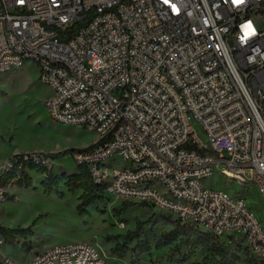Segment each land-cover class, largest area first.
<instances>
[{
	"label": "built area",
	"instance_id": "built-area-1",
	"mask_svg": "<svg viewBox=\"0 0 264 264\" xmlns=\"http://www.w3.org/2000/svg\"><path fill=\"white\" fill-rule=\"evenodd\" d=\"M26 61L53 89L51 116L96 133L71 154L107 192L240 238L264 260L248 201L251 187L264 199V0H0V73ZM17 154L0 174L54 166V153ZM215 173L242 192L207 184ZM0 264L108 263L84 241Z\"/></svg>",
	"mask_w": 264,
	"mask_h": 264
},
{
	"label": "rangeland",
	"instance_id": "rangeland-1",
	"mask_svg": "<svg viewBox=\"0 0 264 264\" xmlns=\"http://www.w3.org/2000/svg\"><path fill=\"white\" fill-rule=\"evenodd\" d=\"M53 94V89L39 79L38 67L34 61H26L20 67L9 72L0 73V168L14 154L42 151L59 153L72 148H82L97 141V135L83 126L70 125L55 120L47 106L46 100ZM202 138L201 129L195 125ZM123 163L122 159H119ZM77 162L72 154L66 153L55 157L52 171L61 177L59 189L64 191L46 193L42 180L45 172L30 170L32 185L19 186L14 180L5 186L7 198L0 202V224L7 228H29L24 234H18L14 242L0 232L5 243L0 246V257H9L23 261L47 246L70 244L88 241L93 243L107 258L108 264H177L167 261L169 247L162 250L153 249V255L143 254L139 261H132V252L119 256L111 252L117 240L108 241L107 235L121 234L118 241H124L129 229H135L138 222L144 221L150 237L168 228L161 220L156 222L155 213L158 208L140 205L129 206L122 215H115L124 201L119 197L106 193L103 202H96L87 207V212L80 213L81 190L69 191L65 185V174L78 170ZM214 182L216 186L227 187L233 192H242V185L215 173L207 184ZM248 201L254 207L264 226V199L258 188L251 187ZM153 208V209H152ZM173 219H176L173 216ZM190 223V222H184ZM194 227L206 231L203 227ZM232 250L231 264H248L246 256L235 254V238H220ZM135 241L131 242L133 246ZM189 253L190 261H202L215 255L201 246L190 245L183 249ZM177 254L175 257H178Z\"/></svg>",
	"mask_w": 264,
	"mask_h": 264
},
{
	"label": "trees",
	"instance_id": "trees-1",
	"mask_svg": "<svg viewBox=\"0 0 264 264\" xmlns=\"http://www.w3.org/2000/svg\"><path fill=\"white\" fill-rule=\"evenodd\" d=\"M79 150V148H72L64 152L54 153L57 157L61 154L72 153ZM15 154L14 156H17ZM76 172L65 174V185L68 190L73 192L81 190L78 210L80 213L87 212V207L96 202H103L106 200L107 189L106 185L97 183L92 175L88 165L78 164ZM30 170H35L39 173L45 172L46 177L42 180L44 191L46 193L57 192L60 196L64 195V191L59 189L61 177L54 174L52 169L42 163L34 161L23 162V166L19 167L17 163L12 169L0 174V187H5L14 180L19 186L29 187L32 185V177L29 174ZM132 205H140L144 207H153L145 202L124 201V205L120 209H115V215L120 216L123 212ZM155 208V207H153ZM152 208V209H153ZM157 217L156 222L161 220L162 224L168 225L164 231L155 234L154 238L150 237L148 229L144 228V221L138 222L135 229H129L125 235L124 241H118L121 234L107 235V240L116 239V244L111 248L113 254L119 256L125 255L128 251L132 252V261L137 262L143 254L153 255V249L162 250L168 246L167 261L175 262L177 264L185 263L189 260V253L184 251L185 247L190 245L201 246L203 249H208L215 255L211 258H205L202 261H190V264H231L232 256H230L231 249L218 236H215L209 231H202L194 227L190 223H184L181 219H173V215L164 211L155 213ZM29 228H7L0 224V232L5 235L10 242H14V238L18 234H24ZM135 241L133 246L131 242ZM234 253L243 254L246 256L248 264H264V260L253 255L242 240L235 241ZM177 254L178 257H175Z\"/></svg>",
	"mask_w": 264,
	"mask_h": 264
},
{
	"label": "snow or ice",
	"instance_id": "snow-or-ice-1",
	"mask_svg": "<svg viewBox=\"0 0 264 264\" xmlns=\"http://www.w3.org/2000/svg\"><path fill=\"white\" fill-rule=\"evenodd\" d=\"M234 3H237V4L240 3V0H234ZM245 29H246V35H251L254 32L252 25L250 23L245 26Z\"/></svg>",
	"mask_w": 264,
	"mask_h": 264
},
{
	"label": "clouds",
	"instance_id": "clouds-1",
	"mask_svg": "<svg viewBox=\"0 0 264 264\" xmlns=\"http://www.w3.org/2000/svg\"><path fill=\"white\" fill-rule=\"evenodd\" d=\"M242 3H244V0H240V3H238V4H242ZM237 4V3H236Z\"/></svg>",
	"mask_w": 264,
	"mask_h": 264
},
{
	"label": "crops",
	"instance_id": "crops-1",
	"mask_svg": "<svg viewBox=\"0 0 264 264\" xmlns=\"http://www.w3.org/2000/svg\"><path fill=\"white\" fill-rule=\"evenodd\" d=\"M1 256V255H0ZM1 258V257H0Z\"/></svg>",
	"mask_w": 264,
	"mask_h": 264
}]
</instances>
